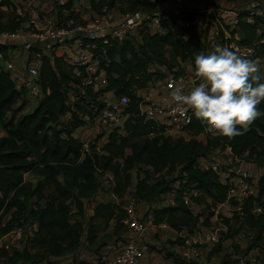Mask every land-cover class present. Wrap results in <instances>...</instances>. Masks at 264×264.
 <instances>
[{
	"label": "trees",
	"instance_id": "1",
	"mask_svg": "<svg viewBox=\"0 0 264 264\" xmlns=\"http://www.w3.org/2000/svg\"><path fill=\"white\" fill-rule=\"evenodd\" d=\"M186 5L168 11L170 18L162 20L163 31L141 26L138 41L134 35L108 42L104 38L86 39L84 44L92 45L93 55L99 60V71L105 72L107 84L103 88L89 85L82 93L75 87L80 84L75 67L56 53L44 55L39 78L44 96L26 111V101L17 105L22 93L11 74L0 68V123L6 129L0 137V239L20 226L27 236L18 248L9 250L0 245V264H37L77 250L84 238L90 247L98 248L108 240L119 241L126 229L124 203L131 189L140 201L150 204L153 224L192 233L200 214L185 203L186 195H190L191 202L205 204L210 210L207 219L215 213L211 207L228 202L229 184L223 183L214 170L198 164L200 157L227 145L234 154L261 167L263 173L258 179V195L242 201L230 199L233 205H240L241 214L235 212L223 220L230 226V234L236 232L231 226L232 218H237L246 228L256 229L252 244L261 239L264 215L255 214L253 207L264 197V115L232 140L221 136L201 140L198 136L203 127L198 121L186 129L190 138H175L164 125L140 113L137 91L166 77L163 67L183 73L182 64L190 61L194 71L195 56L214 50L197 31L200 12ZM74 6L75 0L58 3L57 26L84 22ZM91 6L99 13L107 7L129 14L149 7L150 0H93ZM16 10L14 0H0V32L17 31L27 23V18ZM243 17L241 14L234 27H226L233 36L238 35L239 45L255 46L258 56L264 57V20L251 23ZM10 47L0 45V55L7 57ZM260 75L264 76V64ZM110 91L119 97L128 96V116L123 126L97 135L86 148L75 132L96 120L103 108L100 96ZM259 107L264 113V102ZM70 112L72 117L65 120ZM28 174L39 178L28 180ZM104 179L115 198L96 205L85 222L86 205L103 187ZM169 191L175 192L174 204L151 206L159 194ZM193 191L198 194L193 195ZM173 256L175 264H201Z\"/></svg>",
	"mask_w": 264,
	"mask_h": 264
},
{
	"label": "built area",
	"instance_id": "2",
	"mask_svg": "<svg viewBox=\"0 0 264 264\" xmlns=\"http://www.w3.org/2000/svg\"><path fill=\"white\" fill-rule=\"evenodd\" d=\"M66 1L59 0L58 3L64 4ZM167 1H170L171 5L166 6ZM167 1L150 0L149 7L129 14H121L119 17L109 14L110 9L105 7L102 10V16L94 20L87 22L71 21L66 26H57L54 16L51 14L46 16L42 13V11L46 12L41 9V5L45 3L44 0H26V12L35 30L30 33L29 37L20 30L0 32V45H20L27 55L22 64H18L15 60H5L0 55V68L11 74L18 90L22 93L17 105H21L26 101L27 104L24 108L26 111L37 106L44 96L39 80L43 56L46 53L52 56L57 49L70 42H77L79 44L78 48L74 50L64 48L61 56L75 67V75L80 80V84H76L75 87L82 93H84L85 86L91 85L96 89L105 87L107 79L102 78V73L105 74V72L103 70L99 71V60L93 55L92 45L84 44V41L96 38H104L106 42L109 39L124 40L138 33V29L144 24L151 31H163L162 20L170 18L168 11L170 9L177 11L187 6L185 0ZM26 12H23L17 5V14L24 16ZM224 12L231 13L227 10ZM241 14H244L243 19L251 23H254L257 19L264 20V0L261 2L253 1L244 7L242 11L231 16L229 21H221V33L217 29L210 32L209 45L213 48L225 46L231 50H237L242 56L258 60L262 65L264 64V57L258 56L257 47L239 45L237 42L238 35L233 36L226 27L228 25L234 27L238 23ZM198 83L199 79L195 77L193 69L183 73L171 72L168 77L150 82L146 88L137 91V96L140 99L139 109L141 115L147 120H153L164 125L167 132L173 130L187 132L186 129L195 121H198L203 127L201 135L205 138L213 137L205 131L206 126L195 118L191 110L181 114V106L171 99L169 84L182 87L185 94H187L192 87L198 86ZM111 92H106L100 96L103 108L99 111L96 119L110 128L120 127L123 126L128 116L125 113V107L129 103V98L128 96H116L114 98L111 97ZM71 96L74 98V95ZM71 117L72 113L70 112L66 114L64 119L68 120ZM85 119H88V116H85ZM75 136L81 139V137ZM82 141L86 148L91 142V140L86 139ZM198 164L203 169L214 170L223 183L229 184V199L227 201L232 198L242 201L246 197L258 195V179L262 174H260V167L252 161L234 154L231 146L217 148L212 154L200 157ZM192 194L197 195L198 191H193ZM184 199L185 203H191L190 195H186ZM139 203L140 200L134 193L126 196L124 209L127 216L123 222L128 230L133 232V236L123 241L113 257H109L107 254L101 255L100 260L102 262L106 264H142L145 246L141 238L147 228L153 224L154 216L149 211L142 214ZM253 212L264 215V197L255 203ZM220 230L216 228L197 234L194 237H186L182 257L189 261L198 260L201 256L200 246L204 243L218 242ZM26 237L25 228L23 226L16 227L0 239V245L9 250L18 248L23 244L22 242L25 241ZM236 264L261 263L258 256L245 254L237 259Z\"/></svg>",
	"mask_w": 264,
	"mask_h": 264
},
{
	"label": "crops",
	"instance_id": "3",
	"mask_svg": "<svg viewBox=\"0 0 264 264\" xmlns=\"http://www.w3.org/2000/svg\"><path fill=\"white\" fill-rule=\"evenodd\" d=\"M85 1L87 0H75L74 7L80 13L81 10L79 4H82V2L85 3ZM52 2V0L45 2L41 5V9L49 13L54 9ZM166 3V6L171 5L170 1H167ZM117 12L119 11L117 10ZM81 16L85 18L82 13ZM24 25L27 24L25 23ZM25 35L27 37L30 36L29 33H25ZM78 46L79 44L77 42H70L67 45H63L57 49L56 53L58 56H61V52L64 48H67V50H74L77 49ZM23 53L25 52L23 51ZM48 54L49 53H46V55ZM25 55L22 56L20 45H13V48L10 47L8 49V55L6 58L9 56L8 60H16L20 57V59H22L24 62L27 56ZM102 78H106L104 73H102ZM110 94L111 97H116L114 92H111ZM101 127L104 128V131H102ZM111 129L112 128L105 126L102 123L100 125L98 121H94L80 127L75 132V135L81 137L82 140L86 139L93 141L96 138L98 132H108ZM106 138L107 137L105 136L101 141H105ZM198 138L201 140L206 139L201 134L198 136ZM261 173H263V169L260 167V174ZM38 178V176L32 174L27 175V179L31 181ZM107 181H104L103 187L100 188L96 196L93 197V199L86 205L87 210L84 217L85 222H87L89 215L93 213L96 205H98L100 202H106L115 198L113 195H111V191H109V183ZM174 199V191L161 193L155 198L151 206L155 207L171 205L175 203ZM140 203L145 202L140 201ZM189 205L195 214H200L199 222L193 232L190 233L188 230L178 232L167 224L150 225L141 238V241L145 246L142 264H175L173 255L182 257V252L185 249V244L183 242L186 237H194L197 234L208 232L216 228L219 230H226L228 229V225L224 222L223 217H220L221 214L227 218H231L235 212L237 214H241L240 205L235 206L231 203V201L218 204L216 207H211V210L215 213L210 219H207L210 210L205 208V204L199 205L192 201ZM148 206H150V204ZM204 221H208V224H204ZM113 225L114 224L111 225V228ZM34 229H37V224H34ZM247 229L249 230L248 236H245L242 232L237 233L236 231L234 234H226L222 241H220L221 243L218 241L216 243H204L201 245V256L198 259V262L201 264H236L237 259L240 256L245 254H254L259 257L260 263L264 264V231L262 233L261 239L257 240L255 244H252L251 239L254 237L256 229L251 227H247ZM132 236L133 232L128 230L126 227V229L122 232L121 239L119 241L116 239L108 240L106 245L100 248L90 247L87 240L84 238L81 246L77 250L68 252L61 256L52 257L49 260H44L37 264H106L100 260L101 255L107 254L109 257H113L120 245L123 243V240Z\"/></svg>",
	"mask_w": 264,
	"mask_h": 264
},
{
	"label": "clouds",
	"instance_id": "4",
	"mask_svg": "<svg viewBox=\"0 0 264 264\" xmlns=\"http://www.w3.org/2000/svg\"><path fill=\"white\" fill-rule=\"evenodd\" d=\"M260 72V61L216 46L208 54L195 56L198 86L185 94L182 87L169 84L171 99L181 106V114L191 110L211 136L232 140L264 115L259 107L264 102V76Z\"/></svg>",
	"mask_w": 264,
	"mask_h": 264
},
{
	"label": "rangeland",
	"instance_id": "5",
	"mask_svg": "<svg viewBox=\"0 0 264 264\" xmlns=\"http://www.w3.org/2000/svg\"><path fill=\"white\" fill-rule=\"evenodd\" d=\"M16 2V4L18 5V7H20V9L23 12L27 11V6H26V0H14ZM49 0H44V2H48ZM52 4L54 5V9L53 11L51 10L49 13L43 12V14H45L46 16H48L49 14H51L52 16L55 17L56 19V23L58 21L57 18V6H58V1L59 0H52ZM93 0H87L85 1V3L82 2V4H79L81 13L84 15L85 18H83L84 22L90 21V20H94L95 18L102 16V13H98L96 12L92 6ZM98 1V0H95ZM253 1H257V2H261L263 0H185V3H187L188 5H190L191 7L197 9L200 12V17L198 18V20L196 21V28L197 31L199 32L200 36L204 39H208L210 32L214 31V29H217L219 31V33H221L220 29V22L221 21H229L230 17L233 16L234 14L239 13V11H242V9L244 7H246L249 3L253 2ZM230 11V14H227L224 11ZM111 12L109 14H112L114 16H121L120 12H117V10H110ZM80 13V14H81ZM48 14V15H47ZM27 18V25H23L22 28L20 29V31H22L24 34L25 33H32L35 30V27L33 26V24L29 21V16L26 12V15H24ZM225 18H224V17ZM71 23V22H69ZM68 23V24H69ZM218 25V27H217ZM217 31V32H218ZM134 39L138 41L139 39V35L138 33H136L134 35ZM13 48V46H11ZM15 47V46H14ZM211 49H213V47L210 46ZM21 54L22 56L25 55V53H23V49L21 48ZM21 56V55H20ZM26 56V55H25ZM4 58V57H3ZM5 60L9 59L8 58H4ZM18 64H22L23 60L20 59V57L18 59L15 60ZM4 62V61H2ZM183 70L186 71H191V69H193V65L192 63L189 61L187 63H183L182 64ZM163 73L165 76L168 77V75L171 73L170 70H168V68L163 67ZM11 116V113L10 115ZM95 121H98V123L101 125V122H99L98 119H96ZM103 127V126H102ZM101 127V128H102ZM102 131H104V128H102ZM104 133V132H103ZM101 131L98 132L97 135H102L103 134ZM169 135L173 136V137H186V138H190L191 136L187 134V132H179V131H168L167 132ZM6 134V129L4 127V125L2 123H0V137ZM96 135V136H97ZM135 174H137V171H134ZM175 176H177V172L175 173ZM168 179H170V177H167ZM105 181V179H104ZM130 195L133 194V189L130 190L129 192ZM162 203V202H161ZM139 208H140V212L142 214H146L147 211L150 209V206H148L147 203H139ZM225 215V214H224ZM221 216L223 218H225V216H223L221 214ZM227 218V217H226ZM233 222H232V228L234 230L237 231V233L242 232L245 236L249 235V230L245 227V224H243L241 221H239L237 218H232ZM229 229L220 230V239H219V243H221L220 241H222V239L224 238V236H226V234L228 235V233L230 232V226H228ZM256 236V233L254 235V237ZM252 238L251 241H254L255 238Z\"/></svg>",
	"mask_w": 264,
	"mask_h": 264
}]
</instances>
